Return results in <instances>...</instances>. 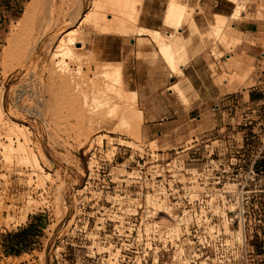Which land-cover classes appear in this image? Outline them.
Returning a JSON list of instances; mask_svg holds the SVG:
<instances>
[{
  "label": "rangeland",
  "instance_id": "rangeland-1",
  "mask_svg": "<svg viewBox=\"0 0 264 264\" xmlns=\"http://www.w3.org/2000/svg\"><path fill=\"white\" fill-rule=\"evenodd\" d=\"M93 1L0 0V264H187V222L175 220L181 214L173 204L203 191L188 190L186 182L206 163L208 138L241 121L238 115L232 120L233 97L246 101L250 89L264 88V59L245 60L248 51L261 54L264 47H253L243 33L231 44L230 28L236 20H255L264 33V0H183L190 9L176 34L185 44L170 56L162 53L160 36L143 40L138 30L172 31L164 25L171 0H132L123 15L125 33L79 24ZM239 3L245 18H230L223 34L214 35L215 14L229 16ZM73 28L86 47H74L75 59L55 56ZM229 55L242 66L228 69ZM171 62L182 73H174ZM207 75L220 94L194 90L190 76L214 91ZM210 96L217 97L206 102ZM258 117L264 118V109ZM245 129L239 127L238 138ZM34 155L40 173L33 170ZM89 164H95L92 175ZM170 192L169 202L160 199ZM148 195L167 205L169 215L148 203ZM220 197L235 204L217 206L215 213L264 215V178ZM177 224L178 235L171 231ZM149 231L159 245L173 232V246L146 259L135 245L123 252L127 236ZM256 251L264 264V249Z\"/></svg>",
  "mask_w": 264,
  "mask_h": 264
},
{
  "label": "built area",
  "instance_id": "built-area-1",
  "mask_svg": "<svg viewBox=\"0 0 264 264\" xmlns=\"http://www.w3.org/2000/svg\"><path fill=\"white\" fill-rule=\"evenodd\" d=\"M231 108L235 111L232 120L235 121L238 115L241 121H231L228 133L221 132L208 138L207 161L196 173L190 172L189 180L186 182L188 190L195 186L203 191L192 192L196 194H189L173 204L177 206L180 218L187 219L184 243L192 253V260L187 264H262L258 260L256 250L264 249V215L248 216L232 210L225 212V216L215 213L217 206L235 204L233 198H221V193L243 191L251 187L257 179L261 182L264 178V170L260 167L261 161H264V118L255 119L251 108L243 107L236 101ZM239 127L246 128L241 138L237 137L241 132L238 130ZM256 129L262 131L261 136L258 137ZM247 130L252 134H248ZM89 170L90 175L94 174L95 164L92 166L89 164ZM172 170V166L169 165L167 171ZM154 172L159 173L157 176L163 173L156 168ZM153 186L156 189L158 187L156 182H153L151 187ZM206 190H216L219 197H202ZM193 195L196 197L193 198ZM171 196L172 192L168 195L159 194L160 199L166 203ZM156 237L153 231L129 235L125 238L128 243H125L123 252L127 253L135 245L134 250L146 259L149 253L155 255L169 249V245L173 246L170 232L166 233V239L161 245L158 244Z\"/></svg>",
  "mask_w": 264,
  "mask_h": 264
},
{
  "label": "bare ground",
  "instance_id": "bare-ground-1",
  "mask_svg": "<svg viewBox=\"0 0 264 264\" xmlns=\"http://www.w3.org/2000/svg\"><path fill=\"white\" fill-rule=\"evenodd\" d=\"M131 1L132 0H94L92 3V6H91V10L90 11L88 10V12L86 14H84L85 15L84 17H80V20H78V23L81 24L83 22H89V23H91L92 26L91 25L89 26V24H88V26L91 29L93 28L95 30L96 29L104 30V31H112L113 30V31H121V32L125 33V31L127 32V30H125V27H126L125 24L126 23H125L123 15L125 13L126 8L129 7V4L131 3ZM230 1H235V0H230ZM240 7H242V5ZM188 8H189V6L186 3H184L183 0H171L169 2V5L167 7V10H166V13L164 16V25L168 28L173 29V30L168 31L167 33L156 32V34H155L153 31H151L149 29L141 28L138 30V34L140 35V39H143V40L147 39L143 35L151 36L154 39H158V37L160 36L159 44L161 46L162 53L167 55V56L173 55V47L174 46L178 47V49L181 50L185 44L184 39L181 36L177 35L176 33L181 30V26L185 22L184 20L187 17L186 15H188V13H187ZM110 13H113V15H111ZM215 15H216V19H215V22L213 23V26H211V28H212V32L214 33V35L216 34L218 36V35H222L225 28L228 26L227 25L228 17L225 15H220V14H215ZM75 17L73 18V20L75 19ZM77 19H79V18H77ZM195 24L196 23L194 22V20H192L191 25H195ZM79 34H80L79 29L73 28V29L69 30L65 35H63L61 37V39L59 40V43L56 47L55 56L70 58V59H75V57L78 58V56H76L77 51H75L74 47L79 44V45H81V47L78 49L83 50L87 44V41L83 40L84 36L83 37L81 35L79 36ZM37 46H38V42L32 47L33 51L37 50ZM171 65H173V72L174 73H182L181 68L180 69L176 68L174 62H171ZM174 87H179V86L177 84H175ZM182 92H183V90H181V93ZM3 94H4V92L2 90H0V119L1 120H3L2 117L4 116V113H5L4 104H3ZM96 126H98V125H96ZM9 147H10V145H9ZM10 149H11V147H10ZM31 163L33 165V170H35V172L38 171L40 173V171H39V160H38V157L36 155H34L32 157ZM155 199L150 197L149 195L147 196L148 203L153 202V204L161 212H163L164 214H166V212H167V215H169L168 213L171 212L170 209H168L169 207L167 205H165L163 202L161 204L159 202V200L155 201ZM153 204H151V205H153ZM158 213H160V212L158 211ZM170 215L174 216L173 214H170ZM223 215L225 216L226 214L224 213ZM174 217H175L176 221L177 220H179V221L184 220L185 222H187V219H185L184 217L183 218H177V216H174ZM163 218H165V217H163ZM70 222H71V220H70ZM173 222L175 223L174 220H173ZM149 227H151V226H149ZM180 228L181 227H179V224H177L176 226L172 227L171 231H173L175 234H177L180 231ZM160 229H162V228H160ZM173 232H171V233H173ZM178 234H180V232Z\"/></svg>",
  "mask_w": 264,
  "mask_h": 264
},
{
  "label": "crops",
  "instance_id": "crops-1",
  "mask_svg": "<svg viewBox=\"0 0 264 264\" xmlns=\"http://www.w3.org/2000/svg\"><path fill=\"white\" fill-rule=\"evenodd\" d=\"M240 3L238 6H236L233 10V12L228 16V25L229 24V19L230 18H235L237 15H242L243 18H245V15L242 14V12L240 10H238L240 8ZM237 10V11H236ZM221 14V13H219ZM236 14V15H235ZM231 30H232V34H233V40L231 41V44L233 43V41L237 40V43L240 42V38L237 36L238 33H243L246 38L250 41L253 42L254 44L252 45L253 47L256 48H263L264 47V33H262V29H261V24L258 21L255 20H236L233 22V27L230 26ZM259 56H261L264 59V53L258 54L254 51H248L247 52V57L245 60L248 62H254V63H258L262 61V59L259 58ZM231 59V60H230ZM228 63H227V68L228 69H234L237 67L242 66V62L236 58H234L233 56H228ZM208 82H210L213 87H214V91H210L209 89H207L206 85L204 82L198 84L196 81V78H194L193 76H190V82L192 87L194 88V90L202 95V94H211L212 92H214V95L220 94L221 93V87L217 86L211 75H207L206 76ZM199 87V88H197ZM204 87L206 89H204ZM217 96H210L206 99V102L215 99ZM244 95H239L236 94L233 99L231 100V102H237L239 105L243 106V107H249L252 109L253 112V116L257 117V114L264 109V88L261 89H250L249 93H248V100L244 101Z\"/></svg>",
  "mask_w": 264,
  "mask_h": 264
}]
</instances>
